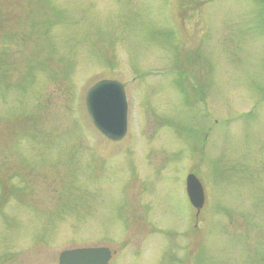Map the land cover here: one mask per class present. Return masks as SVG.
I'll return each instance as SVG.
<instances>
[{
    "label": "rangeland",
    "instance_id": "374dc122",
    "mask_svg": "<svg viewBox=\"0 0 264 264\" xmlns=\"http://www.w3.org/2000/svg\"><path fill=\"white\" fill-rule=\"evenodd\" d=\"M102 78L125 87L118 141L85 110ZM88 245L264 264V0H0V264Z\"/></svg>",
    "mask_w": 264,
    "mask_h": 264
},
{
    "label": "water",
    "instance_id": "95a60500",
    "mask_svg": "<svg viewBox=\"0 0 264 264\" xmlns=\"http://www.w3.org/2000/svg\"><path fill=\"white\" fill-rule=\"evenodd\" d=\"M85 104L90 121L106 137L120 140L127 131V102L124 86L112 79L94 83L86 92ZM186 191L192 205L199 210L204 202L203 187L199 179L189 173ZM107 247L67 249L59 255L60 264H107Z\"/></svg>",
    "mask_w": 264,
    "mask_h": 264
},
{
    "label": "flooded vegetation",
    "instance_id": "af4514ba",
    "mask_svg": "<svg viewBox=\"0 0 264 264\" xmlns=\"http://www.w3.org/2000/svg\"><path fill=\"white\" fill-rule=\"evenodd\" d=\"M190 204V203H189ZM200 210L201 209H199V210H196L195 209V214L197 215L199 212H200ZM190 215H191V213H190ZM126 227L125 226H121L120 228H119V230H122V229H125ZM81 247H107L108 249H109V259H108V261H107V264H111V262L113 261V259H114V257L116 258V251H114L113 249H111L108 245H88V246H81ZM81 247H73V248H65V249H74V248H81ZM65 249H62L60 252H59V254L63 251V250H65ZM131 252H127V255H131V256H134L135 254H133V251H132V253L130 254ZM59 264V263H58ZM116 264H123V263H120V262H116Z\"/></svg>",
    "mask_w": 264,
    "mask_h": 264
}]
</instances>
